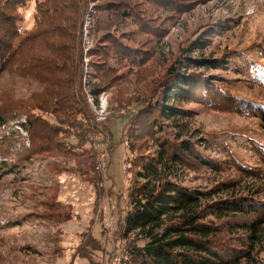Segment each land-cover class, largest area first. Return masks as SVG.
<instances>
[{
	"label": "trees",
	"instance_id": "1",
	"mask_svg": "<svg viewBox=\"0 0 264 264\" xmlns=\"http://www.w3.org/2000/svg\"><path fill=\"white\" fill-rule=\"evenodd\" d=\"M97 1L101 2L96 7L98 12L107 19L117 17L121 29L142 22L149 5L169 9L172 14L166 21L152 27L158 33L151 32L155 36L163 35V24H170L188 7L182 0ZM86 6V0H0V75L14 73V77L42 86L30 101H19V106L1 104L0 129L13 112L23 114L25 120L20 124L28 130L31 142L28 150L16 153L12 164H0V179L2 173L15 179L37 154L48 158L62 154L73 157L78 164L86 155V150L79 147L87 142L94 144L93 138L101 137L99 142L107 143V150L111 147L109 128L105 130L94 122L81 84L82 52L77 41ZM29 9L34 15L33 27L23 32L19 26L23 16L18 11ZM117 37L115 32L105 31L103 44H97L94 53L101 57L94 64L98 66L95 72L104 78L111 74L112 80L124 77L132 65L140 67L143 58L140 49L123 42L124 36L121 41ZM203 38L199 36L183 47L167 67L157 91L139 102L125 124L123 141L130 182L128 208L117 220V234L126 242L129 264H261L258 255L264 246V154L259 165H243L226 150L223 139L216 136L215 142L204 134L198 138L190 107L183 106L192 103L202 109L252 117L264 130V103L243 97L233 88L239 79L264 88V43L230 49L219 56L193 55L205 50ZM117 63L125 72L115 73ZM226 73H233L237 79L223 77ZM89 93L93 97L100 91L93 88ZM33 111L54 115L57 123ZM3 142L0 155L5 156L11 140ZM223 152L229 156L226 166L214 156ZM98 161L96 149H89L87 159L77 165V170L82 176L95 172ZM227 169L242 174V180L237 179L239 176L218 182L213 179L204 189L195 185L201 175L215 176ZM91 182L103 191L98 173ZM49 199L47 208H54V198ZM60 215L57 211L54 218ZM89 239L102 251L94 238ZM83 256L88 264L94 263L90 254Z\"/></svg>",
	"mask_w": 264,
	"mask_h": 264
},
{
	"label": "rangeland",
	"instance_id": "2",
	"mask_svg": "<svg viewBox=\"0 0 264 264\" xmlns=\"http://www.w3.org/2000/svg\"><path fill=\"white\" fill-rule=\"evenodd\" d=\"M86 1L80 41H77L82 52L81 84L94 122L105 130L109 128L111 147L107 150V143L99 142L101 137H97L92 139L96 141L94 144L87 142L79 147L86 150V155L80 157L78 164L73 157H65L61 153L53 158L37 154L15 179L14 175L2 173L0 264H88L83 256L85 253L91 255L93 264H129L125 253L126 242L117 234V220H121L128 208L130 179L126 172L127 149L123 141L128 117L136 112L139 102L157 91L167 67L191 40L202 36V41L207 43L205 50L193 53L196 56L201 53L219 56L230 49L264 43V0H182L188 6L186 11H182L170 24H163L166 32L161 36L151 34H158L152 27L166 21L172 14L167 8L149 5L142 22L137 21L136 26L127 24L121 29L117 27V17L107 19L104 13L98 12L96 7L100 1ZM30 6L33 8V3ZM18 12L23 16L20 29L30 31L34 21L33 11ZM105 31L115 32L119 41L124 36L123 42L143 53L140 67L132 65L130 71L117 80H112L111 74L110 78H104L103 74L95 72L98 66L94 64L99 63L101 57H96L94 53L97 44H103L102 34ZM121 31L127 34L119 36ZM115 67V73L125 72L121 64L117 63ZM222 76L237 79L233 73ZM41 88L38 82L14 77V73L0 75V107L4 102L8 106H19L21 100L28 102L33 93ZM88 88H97L100 93L91 97ZM233 88L243 97L264 103V88L259 85L239 79ZM89 98H92L91 103ZM14 99L17 101L12 104ZM195 106L187 103L183 107H190L192 127L196 129L198 138L204 134L213 139L216 136L223 139L226 150L243 165L256 166L263 161L264 130L260 129L255 118ZM33 113L42 115L53 124L57 123L54 115L42 111ZM9 118L0 129V142L11 140L5 156L0 155V164L7 165L13 163L16 153L28 150L31 142L28 130L20 124L24 123L25 115L13 112ZM253 139L261 143L257 144ZM3 143L6 144L7 140ZM89 149H96L99 161L95 167L98 166V170L82 176L77 167L87 159ZM214 156L223 166L228 165L229 156L226 153ZM97 173L103 186L102 192L91 182ZM238 176L234 169L223 170L215 176L207 173L197 178L195 185L204 189L210 187L213 179L218 182ZM237 179L242 180V174ZM50 197L54 198L55 206L48 209ZM57 211L61 215L54 218ZM89 238H94L102 251ZM262 250L258 257L264 264V246Z\"/></svg>",
	"mask_w": 264,
	"mask_h": 264
},
{
	"label": "built area",
	"instance_id": "3",
	"mask_svg": "<svg viewBox=\"0 0 264 264\" xmlns=\"http://www.w3.org/2000/svg\"><path fill=\"white\" fill-rule=\"evenodd\" d=\"M89 101H90V103H91V101H92V98H89ZM92 106H93V104H92ZM97 107H98V105H97ZM93 108H95V107L93 106Z\"/></svg>",
	"mask_w": 264,
	"mask_h": 264
}]
</instances>
